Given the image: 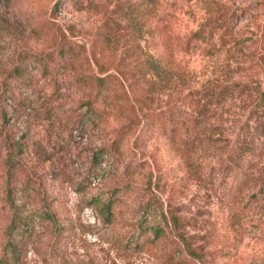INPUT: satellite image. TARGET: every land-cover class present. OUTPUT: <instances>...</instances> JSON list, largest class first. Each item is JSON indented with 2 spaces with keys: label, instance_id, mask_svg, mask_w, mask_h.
<instances>
[{
  "label": "rangeland",
  "instance_id": "obj_1",
  "mask_svg": "<svg viewBox=\"0 0 264 264\" xmlns=\"http://www.w3.org/2000/svg\"><path fill=\"white\" fill-rule=\"evenodd\" d=\"M0 264H264V0H0Z\"/></svg>",
  "mask_w": 264,
  "mask_h": 264
},
{
  "label": "trees",
  "instance_id": "obj_2",
  "mask_svg": "<svg viewBox=\"0 0 264 264\" xmlns=\"http://www.w3.org/2000/svg\"><path fill=\"white\" fill-rule=\"evenodd\" d=\"M103 80H104V79H103ZM103 80H102V81H103ZM109 206H110L109 202H103V203H102V207L105 208V209H107ZM154 234H155V237H158V236H159V231H155Z\"/></svg>",
  "mask_w": 264,
  "mask_h": 264
}]
</instances>
